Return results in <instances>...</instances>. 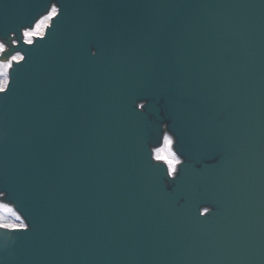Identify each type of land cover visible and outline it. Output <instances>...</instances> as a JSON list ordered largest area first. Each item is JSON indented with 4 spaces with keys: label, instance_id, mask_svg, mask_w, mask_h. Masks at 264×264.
I'll use <instances>...</instances> for the list:
<instances>
[{
    "label": "water",
    "instance_id": "obj_1",
    "mask_svg": "<svg viewBox=\"0 0 264 264\" xmlns=\"http://www.w3.org/2000/svg\"><path fill=\"white\" fill-rule=\"evenodd\" d=\"M53 3L0 93V264H264V0H0L4 43Z\"/></svg>",
    "mask_w": 264,
    "mask_h": 264
},
{
    "label": "snow or ice",
    "instance_id": "obj_2",
    "mask_svg": "<svg viewBox=\"0 0 264 264\" xmlns=\"http://www.w3.org/2000/svg\"><path fill=\"white\" fill-rule=\"evenodd\" d=\"M58 15L59 10L56 4L53 3L50 7V10L48 11V14L43 16V18L36 20L34 22V25H32L31 27L25 28L20 33V38L11 39L10 44L6 45L3 41V38L0 37V54H2L0 55V67H3L5 75L3 84H0V93H4L8 89L9 80L7 77L9 74V70L13 68L14 64H19L25 59V57L21 56L19 52H16V54H12L13 50L18 48L21 42L27 45H33L35 39H43L45 34L44 30L49 27L47 22L52 21ZM15 35L16 34L13 33L14 37ZM141 107H143V105H141ZM163 144L166 147L155 148L154 159L159 164L166 165L167 175L169 177L175 178L177 174V166L181 164V160L177 157L176 153L172 151L173 140L167 134L163 135ZM0 198L10 200L12 198V193L6 189L0 188ZM0 207H3L5 212L11 213L13 211V209L6 204L0 205ZM17 219L19 220L20 217L17 216ZM0 228L5 229L6 231L23 232L27 230V225L23 223L19 225L5 223L0 224Z\"/></svg>",
    "mask_w": 264,
    "mask_h": 264
},
{
    "label": "rangeland",
    "instance_id": "obj_3",
    "mask_svg": "<svg viewBox=\"0 0 264 264\" xmlns=\"http://www.w3.org/2000/svg\"><path fill=\"white\" fill-rule=\"evenodd\" d=\"M5 79V75H4V69L3 67H0V84H3V81ZM0 205H3L0 203ZM0 223L1 224H16L19 225L20 224V219H17V216L11 212H5L3 207H0Z\"/></svg>",
    "mask_w": 264,
    "mask_h": 264
},
{
    "label": "bare ground",
    "instance_id": "obj_4",
    "mask_svg": "<svg viewBox=\"0 0 264 264\" xmlns=\"http://www.w3.org/2000/svg\"><path fill=\"white\" fill-rule=\"evenodd\" d=\"M41 18H43V17H41ZM41 18H40V19H41ZM161 147H166V146L163 144ZM172 151L174 152V150H173V149H172ZM177 157H178V156H177Z\"/></svg>",
    "mask_w": 264,
    "mask_h": 264
}]
</instances>
